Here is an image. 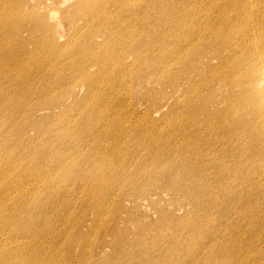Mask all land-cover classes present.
Masks as SVG:
<instances>
[{"label": "rangeland", "instance_id": "1", "mask_svg": "<svg viewBox=\"0 0 264 264\" xmlns=\"http://www.w3.org/2000/svg\"><path fill=\"white\" fill-rule=\"evenodd\" d=\"M177 3L186 0H0V220L25 195L48 222L39 244L27 209L0 229L8 264H264V19L224 7L226 23L207 31L217 40L198 49L184 81L167 38ZM240 4L264 15V0ZM139 32L165 38L146 53ZM216 112L227 119L209 125ZM111 120L118 136L99 140L108 157L98 160L90 142ZM184 125L196 126L195 142ZM179 143L209 155L186 159ZM25 148L43 159L27 160ZM167 148L173 156L149 160ZM99 172L111 180L96 186Z\"/></svg>", "mask_w": 264, "mask_h": 264}, {"label": "bare ground", "instance_id": "2", "mask_svg": "<svg viewBox=\"0 0 264 264\" xmlns=\"http://www.w3.org/2000/svg\"><path fill=\"white\" fill-rule=\"evenodd\" d=\"M198 2V4L195 3H191V0H186V4H181V3H177L174 8H173V13L171 15V22H170V28L172 29L171 33L169 32L167 38L169 39V44H170V49L172 54L170 53V67H172V70L174 72V75H180V77L182 76V78H184V81L186 80V74L187 71L191 70L192 68H190V63L191 66L193 64V61L195 62L197 59V54L198 49L202 47V45H207L204 46L203 48H207L209 45L212 46L213 42L215 40H217L216 37L214 36H210L207 35V31L210 27L214 26V25H218V24H225L227 17H225V15H223V8L224 7H228V9L230 11H235L237 13H240L244 18L247 19V16L250 17V19H252L253 22H259V19H264V15L263 12L261 11H257L256 7L254 5H250L249 8H244L243 6H241L240 1H246V0H223V3L220 2H208V5L206 7L203 6L202 1H206V0H196ZM173 5V4H172ZM103 9L100 8V10L96 11L95 13H98L99 11H101ZM184 10V11H183ZM212 13L215 14H219V18L216 21H209V17L210 15H212ZM255 15V16H254ZM144 28L141 30L143 31ZM239 32L238 34L243 30L242 28H239ZM247 31H250V28L247 29ZM123 32V26L122 28H119L117 33H121ZM248 32H243L241 34H239V39L241 41V44H249L250 46H252V53L253 51L256 52H260L261 48V43H255L252 42L250 44L249 42V33ZM196 33L199 34V36H196ZM110 36H112L111 38L118 42V38L117 36H113V34L109 33ZM215 35V32L213 33ZM143 35L144 33L139 32V38L135 39L136 37L134 36V40H137V42L139 41V45H144L146 50L145 52L148 53L150 50L154 51L155 49H153V47H156L155 44L157 43H163L164 38L160 39V38H155L151 41V40H144L143 39ZM197 37V38H196ZM133 38V37H132ZM153 38V37H152ZM249 45H246V49L249 47ZM220 46H222V43L220 44ZM227 47V46H226ZM216 48L217 46L214 47V52H208L209 54L213 55V56H218V54H216ZM123 49V48H121ZM139 50V49H138ZM142 50V51H144ZM209 51V50H208ZM142 52L138 51L137 57H139V55H141ZM146 56H149L146 55ZM151 57H153V55H151ZM253 55L250 57L252 58ZM255 61V60H254ZM237 66H235L236 68ZM192 82H190V91L192 89ZM253 101H257V99H252ZM209 102V101H207ZM260 103V100H259ZM220 112H216L213 114H208L205 116L206 121L210 122L209 125H215V122L219 121V118H226L227 119V115H223V114H219ZM221 118V119H222ZM225 119V120H226ZM177 121V120H176ZM111 123L112 120L109 122V126L108 127H101L99 129V134L94 138V140L90 143H92V151L94 149L97 150V152H93L95 157L99 159H104L105 157H108V155L101 149V144L99 143V140L101 141V143L105 142L106 139H108V137L110 135H112L113 138L117 137L118 135H114L110 132V127H111ZM250 123V129H255V125L253 120H249ZM193 127L196 128V126H191L190 128H188V126L184 125L182 126V128H184V130L188 129L186 136L189 134L190 140H192L193 142H195V135L194 133H192L189 129H194ZM213 127H207L205 128L203 131L206 132H212L213 129H211ZM142 131V130H141ZM139 131V135L143 134V131L141 132ZM141 132V133H140ZM236 132H239L238 130H234V135H236ZM241 132V131H240ZM3 137L5 136L4 133L2 132ZM243 134V133H242ZM178 136V134H177ZM141 137V136H139ZM138 137V138H139ZM165 137V136H163ZM137 140L138 138L135 137ZM170 138H172V144L175 141L174 138V134L171 133ZM221 139H224V137H220ZM174 139V140H173ZM229 138H225V140H227ZM162 138L158 135L155 136L153 138H148L147 142H158L161 141ZM3 141L2 137H1V133H0V142ZM212 142V140H210ZM75 142V146L79 149L85 148V145H87V141L85 140V142L83 143L80 140H74ZM177 143H178V139H177ZM196 145H192L191 147H187L184 146V144H178L177 147V151H176V155L180 154L182 155V157L186 158V159H190V160H201L203 158H207L209 154H205L204 152H200L199 149L197 147H195ZM88 151L89 148H87ZM10 152V151H9ZM22 155L23 157H25L27 160L28 159H32V157H36L38 156L39 159H43L42 156L43 154L41 153H35L33 152L31 149L29 148H25L24 151H22ZM170 154L171 156H173V152L171 150V148H167L165 150L162 151H157V152H152L149 156L150 159L152 161L153 156L154 158H159L161 156H163V154ZM45 159V157H44ZM21 161H23L21 159ZM183 162L185 163V161L183 160ZM17 162L15 161H9L6 164V169L8 171L10 170H15L18 167ZM146 172V169L143 168V174ZM29 173V172H28ZM112 173V172H111ZM25 174V173H24ZM30 175V173L28 174ZM26 176V174H25ZM31 176V175H30ZM105 176V178H104ZM103 179H108L111 180V176H108L106 173L104 172H99L97 174V181L95 183L96 186H101ZM135 178H130L129 180H132ZM17 186L19 187V190L23 189L25 190L23 187H21L20 182L17 184ZM13 188H15V186H13ZM94 198L97 200V208L100 209L102 208V201L104 199V196L102 194H98L95 193ZM7 203V202H6ZM5 203V204H6ZM40 207V206H39ZM27 209L28 212V219L29 222L27 223V226L30 227V230L32 231V235L36 238V242L39 244L40 238H37V236H39V228H40V224L41 227H46L48 225V222H41L42 220V216L40 213V209L30 206L28 204V200L27 197L25 195H22L21 200L18 202L13 203V205L10 206L11 209V214L8 217V219H6V217L4 216L3 218H1L0 222V229L2 227L7 228L8 225L11 223L10 220L12 221H16L20 214L22 209ZM38 215V216H37ZM43 215V214H42ZM44 216V215H43ZM44 218L46 219V217L44 216ZM15 223V227L13 229V231L15 233L18 234H22L23 233L20 232V228L21 227V223L22 222H14ZM9 228V227H8ZM2 234V232L0 233V235ZM29 234V233H28ZM30 235V234H29ZM40 237V236H39ZM31 241H33L32 237H31ZM17 257V253L15 254L14 258ZM0 260H1V264H8L10 262H14V261H10L8 260L4 255L0 256ZM21 262V261H20ZM15 263V262H14Z\"/></svg>", "mask_w": 264, "mask_h": 264}]
</instances>
